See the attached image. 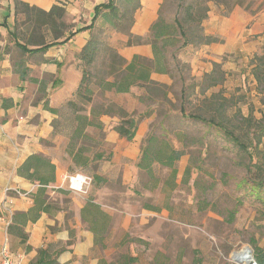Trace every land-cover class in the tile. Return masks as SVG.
Listing matches in <instances>:
<instances>
[{"label": "rangeland", "instance_id": "obj_1", "mask_svg": "<svg viewBox=\"0 0 264 264\" xmlns=\"http://www.w3.org/2000/svg\"><path fill=\"white\" fill-rule=\"evenodd\" d=\"M12 1L0 0V14L5 12L7 6L11 11ZM65 1L61 4L68 6L71 3L69 0ZM90 1L94 5L104 0ZM114 1L121 9L130 5L126 0ZM179 1L157 0L148 18L143 16V11H138L135 20L138 28L143 29V24L150 19L152 22L156 20L158 13L164 20L172 22ZM239 1L241 6L232 5ZM222 2L224 4L213 1L209 3L210 15L203 22L205 33L215 31L212 35L217 36L219 42L208 47L187 48L185 53L176 51L179 46L177 43L170 48L168 56L170 54L171 63V53H174L178 60L189 64L190 69H185L182 76L187 83L190 82L188 75L200 78L204 72L210 71L213 61L220 63L226 72L222 90L226 96H232L238 102L237 106L242 114L235 115L234 108L228 110L231 126L245 129L241 116L247 115L249 104L253 106V116L256 119L261 118L264 112V95L259 92L249 67L250 58L254 54H260L264 48V0ZM146 3L144 0L147 9L149 3ZM225 11L227 13L222 15ZM84 12L82 7L79 21L86 23ZM64 20L70 25L74 24L69 16H65ZM126 23L127 21L122 22V28ZM149 26L142 34H133L147 37ZM0 32L3 39L6 38V32L1 28ZM94 32L100 42L115 47L117 51L129 47L124 45L126 35L123 30L115 29L101 19L97 21ZM213 45L215 47L211 49ZM52 51L56 56L61 55L58 48ZM76 54L72 51L65 53V56L62 55V65L55 67L49 63L51 60L56 63V57L38 60L37 56L27 55L30 76L40 78L46 95L54 94L53 103L62 113L66 111L64 101L72 93L69 91L80 78ZM5 57L10 63L17 62L21 54L12 47L11 53L4 55ZM100 62L101 59L99 65ZM173 73L175 75L172 78L164 74L154 75L153 78L166 85L164 90L168 93L169 102L162 100L160 95L156 96L155 102H140L134 93L105 92L101 95L96 89V102L106 105L111 101L128 112L148 113L139 123L138 136L132 142L120 138L112 130V126L118 121L117 117H101L104 144L97 146L104 151L105 157L108 152H112L110 160L94 161L89 167L81 169L73 165L66 152L69 140L65 134L57 133L50 139L37 137L38 142L49 152L47 156L55 161L56 172L80 173L90 178V183L80 192L70 190L66 185L60 186L59 179L55 186L67 190L68 193L51 191V199L60 207L70 210L83 204L88 196H92L103 209L111 213L108 233L89 250L85 258L77 259L80 264L97 262L100 257L118 264L117 259L123 254L136 256L138 260L134 264H253L249 241L255 238L264 247V204L244 190L254 181L255 172H248L247 169L248 166L251 168L249 160L237 153L213 128H208L201 122L180 119L179 96L182 79L176 71ZM13 76L18 75L14 73ZM7 82L0 81V84L3 86ZM24 83L21 88H16L11 93H27L31 97V104L41 101L39 87L28 80ZM133 92L137 93L136 90ZM239 98L243 99L239 101ZM192 101L187 108L196 110L199 103L193 98ZM168 113L170 119L164 120ZM34 118L37 119V116ZM59 121L62 129L64 120ZM152 129L157 136L167 130L183 135L182 141H176L173 136L169 137L174 146L184 151L176 165L175 178L171 177L168 168L159 164L153 165L151 176L136 167L140 147ZM88 131L92 136V143L100 142L94 129ZM81 143L82 139L76 142L77 145ZM260 148L264 152V138ZM94 173L104 177L106 181L98 186L92 185L91 177ZM13 255L16 256V253Z\"/></svg>", "mask_w": 264, "mask_h": 264}, {"label": "trees", "instance_id": "obj_2", "mask_svg": "<svg viewBox=\"0 0 264 264\" xmlns=\"http://www.w3.org/2000/svg\"><path fill=\"white\" fill-rule=\"evenodd\" d=\"M130 5L120 8L114 0H104L95 3L92 8V16L87 24L70 25L65 20V8L61 3L52 4L48 10L36 5H31L23 0H13L12 9L7 6L0 20V28L6 32L3 39L0 32V59L9 55L12 47L16 48L21 57L17 62H11L12 71L17 73L21 80L36 83L38 79L30 76L31 68L27 63V57L35 53H43L55 44H63L69 41L76 33L89 30V37L76 54L79 62L80 78L71 95L64 101L65 112L49 105V99L45 89L40 83L38 90L41 93L43 108L53 115L51 120V136L63 133L68 137L66 152L70 156L75 167L85 169L94 161L110 160L112 152L106 157L99 145L104 144L103 122L104 115L115 116L118 121L112 126L117 135L128 142H132L137 134L139 123L148 114L147 112L135 114L128 112L122 106L108 102L106 105L96 102V89L101 95L105 92L131 94L137 96L140 102L156 101L160 95L162 100L170 101L168 93L164 90L166 85L155 81L153 73L174 77L177 72L181 80L179 108L180 119L201 122L208 128H213L220 133L228 143L233 146L237 153L249 160L248 172H255L254 181L245 187V192L259 199L264 204V152L260 148L264 138V112L261 118L253 116V106L248 105V113L241 116L245 129L232 127V120L228 117V110L233 109L235 115H242L238 102L232 96H226L222 86L226 79V72L218 62H212V68L204 72L200 78L188 75L190 82L183 78L185 69L190 66L178 60L170 48L177 43L176 51L187 52V48H198L219 42V38L205 33L203 22L210 15V2L224 4L222 0H180L172 22L164 20L160 13L148 28V36L134 35L131 27L134 24V15L140 8V0H126ZM232 5L241 6L240 1ZM231 9V8H228ZM227 12H222L225 15ZM13 17L10 25L7 21ZM108 23L113 28L123 30L126 35L125 46L147 44L151 49V56L145 57L134 54L130 59L123 57L115 47L99 41L94 32L97 21ZM126 26L122 28V22ZM4 41V44H2ZM6 41V42H5ZM28 55V56H27ZM99 59H101L99 65ZM250 75L255 81L257 88L264 95V48L260 54H254L249 60ZM134 90L137 93L133 92ZM192 98L199 103L196 110H191L188 105L192 104ZM243 98H239L241 101ZM3 102L10 98H2ZM264 104V98H262ZM6 107V103L2 104ZM243 117V118H242ZM63 119V128L60 123ZM170 119V114L165 115ZM162 119L160 127H162ZM243 126V127H244ZM88 129H94L100 142L92 143V136ZM167 130L157 136L152 129L146 135L137 159L136 167L143 170L148 176L153 174V165L159 164L170 170L172 178L177 175V163L184 151L171 142V136L176 141H182L180 132L171 133ZM169 135V136H167ZM82 139V143L76 142ZM44 141V140H43ZM98 145V146H97ZM17 175L25 178L35 185V189L28 193L32 205L23 211H14L6 231L9 235L18 239L19 245L26 251L31 250L28 245V223H35L42 214L55 215L59 211L64 212V227L68 231L66 241H50L43 244L35 258L29 264H58V256L65 251H72V246L77 240L76 231L68 225V219L72 218L73 209L57 205L50 197L51 191L68 193L67 190L56 187V167L50 157L36 152L29 154L15 169ZM106 179L98 174H93L91 184L98 186ZM67 202V200H63ZM70 211V212H69ZM71 213V214H70ZM79 215L86 223L87 230L93 234V247L103 240L108 233L111 215L102 205L88 196L79 208ZM49 231L60 230L61 226H46ZM252 249V257L256 264H264V247L260 246L255 238L249 241ZM85 258V256H83ZM138 258L123 254L117 259L118 264H134ZM96 264H114L104 258H97Z\"/></svg>", "mask_w": 264, "mask_h": 264}, {"label": "crops", "instance_id": "obj_3", "mask_svg": "<svg viewBox=\"0 0 264 264\" xmlns=\"http://www.w3.org/2000/svg\"><path fill=\"white\" fill-rule=\"evenodd\" d=\"M31 5H36L44 10H48L52 4L66 2L65 0H23ZM71 3L68 6H64L66 13L65 16H69L72 22L76 25L87 24L92 16V5L93 1L90 0H69ZM146 4L149 3V7L144 6V0H140L141 6L134 15V24L131 27V32L134 34H142L144 30L152 23V20L147 21L143 24V29H139L136 20V14L138 11H143V16L148 18L152 10L156 6L157 0H145ZM85 10L84 23L80 20V9ZM143 8V9H142ZM5 12L2 11L0 17ZM83 15V13H82ZM8 23H13L12 15L7 18ZM215 31L208 33L214 34ZM89 37V30L80 31L76 33L69 41L63 44H55L49 47L43 53L32 54L38 57V60L49 59L56 57V63L54 60L49 63L53 67L62 65L65 53L76 52L80 50L85 40ZM214 44V43H212ZM211 44V45H212ZM205 47L209 45H202ZM215 46L211 47L213 49ZM58 48L60 56H56L53 49ZM119 53L126 59H130L134 54H141L150 57L151 49L149 45H135L118 49ZM55 59V58H54ZM43 62V61H42ZM55 71V70H54ZM53 71V73H54ZM11 63L8 58L0 60V81H8L3 86L0 84V247L6 242L9 246L10 251L16 255L22 256L23 264H29L37 254V250L46 242L50 241H66L68 239V231L64 227V212L59 211L55 215L42 214L35 223H28L26 231L28 232V245L31 246V250L26 251L22 248L18 239L14 236L9 235L6 231L7 225L11 221V215L14 211L27 210L31 205V199L28 193L35 189V185L30 183L25 178L16 174V167L31 153L41 152L49 156L43 146L38 142L37 137L52 138L51 136V120L53 115L43 108L42 102L39 101L37 104H31L29 101V95L27 93H21L14 95L11 93L16 88H21L22 83L27 80H21L19 76L14 77ZM157 73L151 75L154 78ZM11 79H14L12 81ZM11 80V81H10ZM38 82L32 84L40 83ZM25 85V83H24ZM74 87L69 91H73ZM54 94H48L49 105L55 106L53 103ZM2 98H10V100L3 102ZM66 98V97H65ZM6 103V107H2V104ZM37 116V119L34 118ZM30 119V120H29ZM33 119V120H31ZM138 132V131H137ZM138 134H136V137ZM135 137V139H136ZM134 139V140H135ZM55 164V161L51 159ZM56 166V164H55ZM57 168V167H56ZM63 174L56 172L57 182ZM18 190L20 194H16L14 190ZM79 205L73 208L72 218L68 219V225L70 228L75 229L77 240L72 246V251H65L58 256V264H80L77 259L86 256L93 248V234L87 230L86 223L83 222L79 215ZM105 210V209H104ZM111 215L110 212L105 210ZM61 226L60 230L49 231L46 226ZM75 259V260H74ZM94 260V259H92ZM91 264H96L93 261Z\"/></svg>", "mask_w": 264, "mask_h": 264}, {"label": "built area", "instance_id": "obj_4", "mask_svg": "<svg viewBox=\"0 0 264 264\" xmlns=\"http://www.w3.org/2000/svg\"><path fill=\"white\" fill-rule=\"evenodd\" d=\"M90 183V178L86 175L75 173L62 175L60 178V186L66 185L68 189L73 191H83L84 186ZM16 194H20L18 190H14ZM0 264H23L22 256L16 255L10 251L8 244L5 242L0 247Z\"/></svg>", "mask_w": 264, "mask_h": 264}, {"label": "bare ground", "instance_id": "obj_5", "mask_svg": "<svg viewBox=\"0 0 264 264\" xmlns=\"http://www.w3.org/2000/svg\"><path fill=\"white\" fill-rule=\"evenodd\" d=\"M202 239V238H201ZM207 241V240H206ZM250 259V258H249ZM250 262L252 261L251 259L249 260ZM254 264V263H253Z\"/></svg>", "mask_w": 264, "mask_h": 264}, {"label": "water", "instance_id": "obj_6", "mask_svg": "<svg viewBox=\"0 0 264 264\" xmlns=\"http://www.w3.org/2000/svg\"><path fill=\"white\" fill-rule=\"evenodd\" d=\"M254 264H256L255 261H254Z\"/></svg>", "mask_w": 264, "mask_h": 264}]
</instances>
